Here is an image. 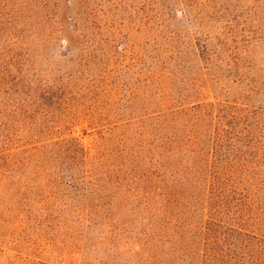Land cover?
Segmentation results:
<instances>
[{"label": "rangeland", "instance_id": "rangeland-1", "mask_svg": "<svg viewBox=\"0 0 264 264\" xmlns=\"http://www.w3.org/2000/svg\"><path fill=\"white\" fill-rule=\"evenodd\" d=\"M0 264H264V0H0Z\"/></svg>", "mask_w": 264, "mask_h": 264}]
</instances>
